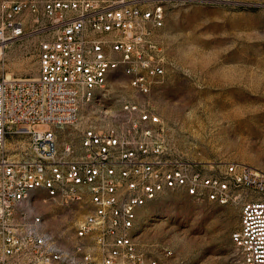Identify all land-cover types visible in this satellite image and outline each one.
I'll list each match as a JSON object with an SVG mask.
<instances>
[{"label":"built area","instance_id":"obj_1","mask_svg":"<svg viewBox=\"0 0 264 264\" xmlns=\"http://www.w3.org/2000/svg\"><path fill=\"white\" fill-rule=\"evenodd\" d=\"M168 1H2L0 41L41 39L35 78H0V264H169L172 250L153 255L138 240L145 208L167 190L244 198L232 240L241 264H264V171L230 162L221 176L206 174L137 100H125L112 123L79 126L83 105L105 97L114 72L137 93L162 82L155 31ZM37 196L85 208L72 247L47 231Z\"/></svg>","mask_w":264,"mask_h":264},{"label":"rangeland","instance_id":"obj_2","mask_svg":"<svg viewBox=\"0 0 264 264\" xmlns=\"http://www.w3.org/2000/svg\"><path fill=\"white\" fill-rule=\"evenodd\" d=\"M155 35L165 58L162 82L149 94L137 93L114 72L105 97L83 105L79 126L112 123L125 100H137L160 116L169 145L203 163L206 174L221 176L230 162L264 171V0H170ZM40 39L32 33L0 41V78L36 77ZM34 200L47 231L72 247L85 208L50 199L46 208L42 196ZM243 201L220 203L167 190L145 208L139 243L157 256L172 250L165 257L169 264H241L232 234Z\"/></svg>","mask_w":264,"mask_h":264},{"label":"bare ground","instance_id":"obj_3","mask_svg":"<svg viewBox=\"0 0 264 264\" xmlns=\"http://www.w3.org/2000/svg\"><path fill=\"white\" fill-rule=\"evenodd\" d=\"M5 45H8V44L6 43ZM7 76H8V77H13L11 73H8ZM16 78H24V77H16ZM25 78H28V77H25ZM29 78H35V77H29ZM42 201H43V204H46V203H47L46 200H42ZM39 203H40V201H36V202H35V204H37V205H38ZM47 204H50V205H46V208H48V207L50 208V207H52V204H53V203H47ZM54 204H55V203H54ZM43 206H45V205H43Z\"/></svg>","mask_w":264,"mask_h":264}]
</instances>
